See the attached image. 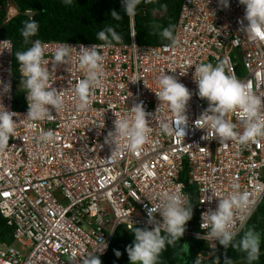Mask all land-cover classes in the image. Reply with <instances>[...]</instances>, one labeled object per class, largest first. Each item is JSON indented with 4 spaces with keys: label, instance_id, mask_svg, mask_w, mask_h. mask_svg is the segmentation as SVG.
<instances>
[{
    "label": "built area",
    "instance_id": "obj_1",
    "mask_svg": "<svg viewBox=\"0 0 264 264\" xmlns=\"http://www.w3.org/2000/svg\"><path fill=\"white\" fill-rule=\"evenodd\" d=\"M230 5L221 10L219 0H184L175 34L181 42L175 47L140 46L133 17L131 44L100 49L103 83L92 90L87 111L77 107L75 87L85 73L73 49L68 64L56 67L51 81L64 99L63 110L53 112L51 120H27L26 93L25 109L15 110L14 44L0 39L6 41L0 43V80L11 84L2 103L18 113L14 117L15 135L8 149L0 153V215L13 229L12 242L0 240V264H69L73 254L75 264H82L84 256L102 248V241L108 245L106 250L95 254L104 257L119 227H153L147 223L148 209L160 203L162 193L177 189L189 200L188 186L196 187L199 213V233L189 236L207 242L212 250L216 243L217 248L218 241L198 238L207 231L201 228V216L217 208L219 198L209 199L213 192L227 196L234 184H239L241 191L247 190L255 201L244 225L241 213L236 215L234 229L240 234L245 230L264 202V137L246 146L235 141L221 144L214 136L203 139L206 130L195 126L209 106L198 96L195 65L226 62L228 74L264 98V37L253 40L246 36L240 30L244 6L239 0H230ZM17 14L9 1L7 22ZM27 14L33 17L32 11ZM43 43L48 45L45 58L50 62L60 44L68 43L77 50L81 44H97ZM9 45L12 52L7 50ZM53 67L50 63V70ZM166 73L193 92L184 138L165 135L154 119L160 106L155 93L159 91L158 80ZM139 102L153 114L148 142L135 153L121 151L109 159L112 149L104 138L114 130L115 114L123 116ZM157 119L171 121L174 116L163 105ZM229 119L243 131L238 113ZM49 130L54 139L45 142L41 137ZM156 220L162 222L158 213Z\"/></svg>",
    "mask_w": 264,
    "mask_h": 264
},
{
    "label": "clouds",
    "instance_id": "obj_2",
    "mask_svg": "<svg viewBox=\"0 0 264 264\" xmlns=\"http://www.w3.org/2000/svg\"><path fill=\"white\" fill-rule=\"evenodd\" d=\"M65 6H71L74 0H62ZM142 0H122L120 11L111 10L112 20L121 21L124 15L133 18L137 14ZM244 6V17L240 21L241 31L249 38L255 40L264 37V0H239ZM221 10L230 8V0H219ZM123 13V15L121 14ZM215 16V12H212ZM244 21H247L245 24ZM39 23L35 19L23 22L21 35L24 42L31 46L23 51H16L15 57L18 63V72L21 76L20 88L23 87L28 103V112L25 116L28 121H44L53 118V112L58 114L63 110L64 99L61 90L55 88L52 79L55 76L56 67L68 64L72 50L78 52L79 68L85 75L76 83L75 92L78 99V110L87 111L91 103V92L102 85L103 80V56L100 49L112 46V42L121 43L122 35L115 26L108 25L97 33V39L105 42L103 45L94 44L84 46L79 50L66 44H60L52 54V61L46 59L48 45L41 40H32L39 32ZM162 39L170 41L166 47H175L180 44L178 36L174 35L172 27L164 28L160 32ZM6 41L0 42L4 43ZM134 48H137L133 44ZM138 49V48H137ZM11 51V45L7 49ZM50 63L54 67L50 70ZM184 74L183 72L181 73ZM193 79L198 86V96L208 101L207 109L195 121V126L206 130L203 139L209 136L218 138L223 144L227 141H235L241 146L255 142L264 137V98L257 95L252 87L233 75L226 72V62H220L215 66L212 63L195 65ZM134 80L133 82H136ZM159 91L156 96L160 101L157 109L166 105L174 116L171 121L158 120L157 113L154 119L165 135L184 138L188 134L189 116L188 109L193 98V92L176 76L163 74L158 80ZM11 91V84H5L0 80V153L9 147V141L15 135L18 116L15 111L8 110L2 103L3 95ZM238 113L243 122V131L238 130V125L233 123L229 116ZM152 113L146 111L144 103L139 102L129 108L127 114L117 117L113 124L114 130L108 131L104 140L112 149L109 159H115L121 151L137 152L149 140L152 132ZM103 128L104 125L99 126ZM41 139L45 142L54 139V133L49 130ZM262 189L258 186V191ZM219 198L215 210L209 209L202 213L201 228L204 231L202 237L206 241H218L225 249L232 248L246 255L247 264H254L261 254V234L254 229L243 231V235L234 229L237 213L241 225H244L251 216L255 201L247 190L241 191L239 184H234L227 196H219L213 192L209 199ZM208 199V200H209ZM193 204L180 189L174 192H164L160 196V203L148 209L149 225L153 227H137L135 225L134 241L126 249L130 264H159L161 254L169 247H175L182 241L187 230V225L193 218ZM162 218V222L156 220V214ZM239 236V239L237 237ZM107 243L102 241V248H97L102 255L107 248ZM216 248V243L213 250ZM91 252L83 257L82 264H102L100 256ZM117 258L123 254L115 250ZM76 255L70 257L69 264H75ZM195 264H200L199 255ZM224 264H233L232 258L225 257Z\"/></svg>",
    "mask_w": 264,
    "mask_h": 264
},
{
    "label": "trees",
    "instance_id": "obj_3",
    "mask_svg": "<svg viewBox=\"0 0 264 264\" xmlns=\"http://www.w3.org/2000/svg\"><path fill=\"white\" fill-rule=\"evenodd\" d=\"M9 1L14 3L18 14L7 22ZM183 3L184 0H142L134 17L137 43L140 46L170 44V41L161 38L160 32L171 26L174 35L176 34ZM121 8L122 0H74L71 6H65L62 0H0V39L11 40L14 44V53L26 50L31 43L24 42L20 30L24 21L35 19L40 27L37 36L32 37V40L104 44L105 42L97 39V33L108 25H112L123 37L121 43L113 41L112 44H131L132 18L124 15L123 20L115 21L110 17L111 10L120 11ZM29 11L33 12L32 18L27 14ZM14 66L16 85L14 108L16 111H22L25 109V92L22 87L20 88L21 76L15 54ZM183 181L186 182L185 177ZM187 192L190 195L189 202L194 205L193 218L188 222L182 241L175 247L169 246L161 254L159 264H195L198 255L200 264H224L226 256L232 258L233 264H247L246 255L243 252L232 248L225 249L220 244L212 250L207 242L189 236V234L199 233V213L196 187L188 186ZM248 229H254L261 234V254L254 264H264V202L244 231ZM12 234L13 229L7 226L0 215V240L3 243L12 242ZM240 235L242 236L243 232ZM133 241L134 233L126 227H119L109 253L100 257L102 264H124L126 260H129L126 249L133 244ZM115 250L121 251L123 255L117 258ZM209 253L212 256L208 257ZM201 256L204 258L201 259Z\"/></svg>",
    "mask_w": 264,
    "mask_h": 264
},
{
    "label": "rangeland",
    "instance_id": "obj_4",
    "mask_svg": "<svg viewBox=\"0 0 264 264\" xmlns=\"http://www.w3.org/2000/svg\"><path fill=\"white\" fill-rule=\"evenodd\" d=\"M124 264H130V260H126Z\"/></svg>",
    "mask_w": 264,
    "mask_h": 264
}]
</instances>
